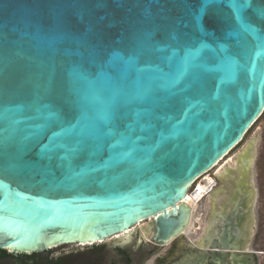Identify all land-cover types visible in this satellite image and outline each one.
<instances>
[{
	"label": "water",
	"instance_id": "water-1",
	"mask_svg": "<svg viewBox=\"0 0 264 264\" xmlns=\"http://www.w3.org/2000/svg\"><path fill=\"white\" fill-rule=\"evenodd\" d=\"M257 8L264 0H251L242 13L258 29L253 33L229 0H0V249L95 243L144 221L157 242L184 235L188 187L264 110V18ZM188 50L197 66L175 88L125 106L147 83L139 69L175 70ZM39 105L60 120L40 118ZM127 107L155 108L160 119L147 139L116 144L118 135L104 133L125 122L106 118ZM70 126L66 136L62 129ZM53 133L69 144L83 139L85 154L73 168L91 163L88 179L72 178L58 159L62 150L52 155ZM97 143L103 147L89 157ZM255 159L250 141L234 166L217 173L220 184L194 240L211 264H255L243 253L255 227Z\"/></svg>",
	"mask_w": 264,
	"mask_h": 264
},
{
	"label": "flooded vegetation",
	"instance_id": "flooded-vegetation-1",
	"mask_svg": "<svg viewBox=\"0 0 264 264\" xmlns=\"http://www.w3.org/2000/svg\"><path fill=\"white\" fill-rule=\"evenodd\" d=\"M250 141L256 143L254 164L256 182V166L261 145L264 146V110L237 144L238 148L234 154L244 149ZM234 154L222 162V166L231 161ZM257 200L258 194L256 205ZM256 205L255 227L248 249L243 253L258 264V255L264 252L256 250L252 244L257 227ZM208 208L206 199L203 207L198 210L201 217L195 218L189 224L187 233L183 232L184 235L176 236L166 243L154 240L150 222L144 221L126 233L95 243L64 244L30 253H15L10 249H0V264H211L209 251L195 243L197 236L189 237L194 233V229L198 230L204 225L203 218ZM199 222L200 226H198Z\"/></svg>",
	"mask_w": 264,
	"mask_h": 264
},
{
	"label": "snow or ice",
	"instance_id": "snow-or-ice-1",
	"mask_svg": "<svg viewBox=\"0 0 264 264\" xmlns=\"http://www.w3.org/2000/svg\"><path fill=\"white\" fill-rule=\"evenodd\" d=\"M230 6L232 7L235 15L240 18L241 27L245 31H251L253 33L257 32L258 29L255 28L251 23H246L245 18L242 13L248 8L251 7V0H229ZM257 15L260 18H264V8L255 9ZM197 24L202 27V16L197 15L195 17ZM195 55L193 50H188V52L181 58L179 66L175 70H170L165 72L161 67L148 65L145 68H141L138 71L140 73H148L144 76L143 79L147 81L146 85L142 89H138L135 95L129 96L125 99V106L131 105L135 100H143L151 95H153L157 90H168L169 92L175 88V86L185 77L187 72L191 67L197 66L194 64ZM203 70L208 71L207 65H199ZM235 69H233L234 71ZM47 105H39L36 109L37 114L40 118L45 121H58L60 120V115L52 111H46ZM113 125L117 121L125 122L123 130H120L118 126L111 127L106 133H104L105 138H112L114 136H119L120 139L116 141V144L127 143L133 138L136 141L142 139H147L143 134L155 129L154 121H158L160 116L158 115L155 108L145 109V108H133L127 107L124 112H119L115 114H109L106 118ZM180 121H177L179 124ZM75 126H70L68 129H62L66 136H70ZM175 127V125H174ZM99 132V129L96 130ZM95 139L100 140L99 135L94 136ZM52 145L50 151L53 156H56L58 151L63 152L62 155L58 157L61 162V165L66 167L70 172L73 173L72 178L78 180L88 179L90 173L95 171L91 163L86 164L79 171H75L73 165L77 158L85 154L83 148L84 141L83 139H75L71 144L65 142V140L59 139L56 133H53ZM59 141V142H58ZM163 138H161L158 143H162ZM116 144H109V147H115ZM103 147L102 143H97L93 151L88 152L87 155L92 157L96 152L100 151ZM51 158V157H50Z\"/></svg>",
	"mask_w": 264,
	"mask_h": 264
},
{
	"label": "rangeland",
	"instance_id": "rangeland-1",
	"mask_svg": "<svg viewBox=\"0 0 264 264\" xmlns=\"http://www.w3.org/2000/svg\"><path fill=\"white\" fill-rule=\"evenodd\" d=\"M237 148L238 147H235L231 152H229L228 155H226V157L222 159L221 162H224L225 160L229 159L230 156L236 152ZM256 185L259 192L257 205H256L257 227L252 244L256 250L261 251V253H263L264 252V146L263 145H261L260 155L256 166ZM199 224L200 222L198 223V226H200ZM200 229L202 228L200 227L198 230L194 229V233L189 237H194L200 234L202 231ZM258 260H259V264H264V254H259Z\"/></svg>",
	"mask_w": 264,
	"mask_h": 264
},
{
	"label": "built area",
	"instance_id": "built-area-1",
	"mask_svg": "<svg viewBox=\"0 0 264 264\" xmlns=\"http://www.w3.org/2000/svg\"><path fill=\"white\" fill-rule=\"evenodd\" d=\"M215 167L216 165L196 179L197 181L194 182L192 187L188 190L190 196L198 199V201H202L209 197L220 182L217 178V170L219 167Z\"/></svg>",
	"mask_w": 264,
	"mask_h": 264
},
{
	"label": "bare ground",
	"instance_id": "bare-ground-1",
	"mask_svg": "<svg viewBox=\"0 0 264 264\" xmlns=\"http://www.w3.org/2000/svg\"><path fill=\"white\" fill-rule=\"evenodd\" d=\"M232 151V150H231ZM230 151V152H231ZM228 155V154H227ZM226 157V155L222 158V159H224ZM222 159L216 164V167L215 168H218V170H217V173H218V175H221V173L224 171V167L228 164V163H230V165H232V166H234L235 165V154L233 155V157H232V160L231 161H229V162H227L224 166H222L223 164H222ZM222 167V168H221ZM200 177V176H199ZM198 177V178H199ZM197 181V180H196ZM195 181V182H196ZM212 181V180H211ZM220 184V183H219ZM218 184V185H219ZM192 185L193 184H191L188 188L190 189V187H192ZM202 188H203V186H202ZM206 199H204V200H202V201H198V199H196V198H193L192 196H190L189 195V192H188V194H187V196L184 198V200H182V201H184V203L187 205V207L190 209L189 210V215H188V217H187V226L183 229V231H182V233L183 232H185V233H187V228H188V226H189V224L190 223H192V221L195 219V218H197V219H199L200 217H201V213H199L198 212V210H200V208H202L203 207V203H204V201H205ZM207 202H208V204L210 205V201H209V199L207 198ZM199 206H201V207H199ZM198 212V213H197ZM190 233V232H189Z\"/></svg>",
	"mask_w": 264,
	"mask_h": 264
}]
</instances>
